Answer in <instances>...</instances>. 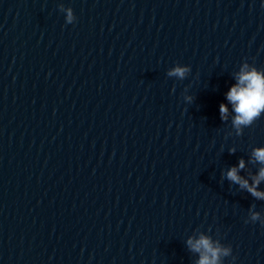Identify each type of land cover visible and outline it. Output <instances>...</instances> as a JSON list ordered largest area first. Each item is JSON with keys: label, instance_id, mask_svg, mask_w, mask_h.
Wrapping results in <instances>:
<instances>
[{"label": "water", "instance_id": "1", "mask_svg": "<svg viewBox=\"0 0 264 264\" xmlns=\"http://www.w3.org/2000/svg\"><path fill=\"white\" fill-rule=\"evenodd\" d=\"M253 70L264 0H0V264H264Z\"/></svg>", "mask_w": 264, "mask_h": 264}, {"label": "clouds", "instance_id": "2", "mask_svg": "<svg viewBox=\"0 0 264 264\" xmlns=\"http://www.w3.org/2000/svg\"><path fill=\"white\" fill-rule=\"evenodd\" d=\"M68 22L71 23V9L68 10ZM189 71L187 68L176 67L168 74L170 76H177L181 79L185 77V74ZM228 100L235 105V112L238 114L234 124L239 126L241 124H249L254 118L260 115V112L264 110V76L257 73L255 70L252 72L243 73L240 77V85L233 87L228 93ZM220 112L222 118L226 119L227 106L221 105ZM255 157L261 163H264V149H257L254 153ZM244 167L243 160L240 161L239 169ZM238 168L233 167L227 173V178L236 184H240L241 187H247L249 192L257 198L264 199V193L257 192L255 187H249L246 180L238 175ZM260 179H264V169L260 171ZM259 184V179L256 181ZM253 219H257V216H253ZM192 244L191 241H189ZM192 247L196 251L204 250L205 253L199 264H217L221 250L214 248L208 238L201 237L199 241L192 244ZM227 255V251L224 252Z\"/></svg>", "mask_w": 264, "mask_h": 264}]
</instances>
